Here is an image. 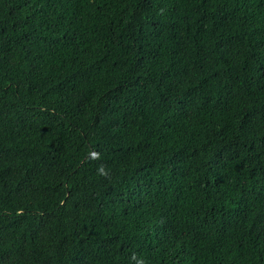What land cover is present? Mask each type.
I'll return each instance as SVG.
<instances>
[{"label": "trees", "instance_id": "trees-1", "mask_svg": "<svg viewBox=\"0 0 264 264\" xmlns=\"http://www.w3.org/2000/svg\"><path fill=\"white\" fill-rule=\"evenodd\" d=\"M140 261L264 264V0H0V264Z\"/></svg>", "mask_w": 264, "mask_h": 264}, {"label": "clouds", "instance_id": "clouds-1", "mask_svg": "<svg viewBox=\"0 0 264 264\" xmlns=\"http://www.w3.org/2000/svg\"><path fill=\"white\" fill-rule=\"evenodd\" d=\"M139 264H144V262L143 261H140Z\"/></svg>", "mask_w": 264, "mask_h": 264}, {"label": "bare ground", "instance_id": "bare-ground-1", "mask_svg": "<svg viewBox=\"0 0 264 264\" xmlns=\"http://www.w3.org/2000/svg\"><path fill=\"white\" fill-rule=\"evenodd\" d=\"M204 169V168H203Z\"/></svg>", "mask_w": 264, "mask_h": 264}]
</instances>
